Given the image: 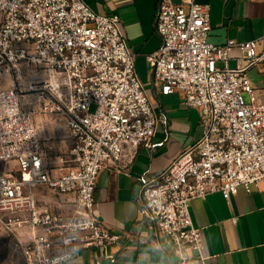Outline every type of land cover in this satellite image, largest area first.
I'll list each match as a JSON object with an SVG mask.
<instances>
[{"label":"built area","instance_id":"1","mask_svg":"<svg viewBox=\"0 0 264 264\" xmlns=\"http://www.w3.org/2000/svg\"><path fill=\"white\" fill-rule=\"evenodd\" d=\"M210 11L197 0H158L161 45L148 56L153 85L179 93L200 116L198 140L158 175L139 177V212L152 233L170 239L177 264H205L192 200L214 193L230 199L240 186L251 192L264 183V101L247 73L264 61V29L254 39L215 44ZM0 13V76L14 79L0 88V162H16V169H0V224L18 254L8 264H65L83 248L119 241L96 215L99 172L108 163L125 170L141 146L163 145L152 139L168 119L137 74L118 13L99 14L84 0H0ZM234 47L242 55L231 67ZM23 63L46 75L38 87L46 95L41 110L65 118L71 146L59 162L47 156L22 104ZM37 187L74 193V219L42 208Z\"/></svg>","mask_w":264,"mask_h":264},{"label":"crops","instance_id":"2","mask_svg":"<svg viewBox=\"0 0 264 264\" xmlns=\"http://www.w3.org/2000/svg\"><path fill=\"white\" fill-rule=\"evenodd\" d=\"M84 1L99 14L120 15L123 32L135 54L137 74L155 111L164 113L168 124H159L152 139L153 142L164 141L163 145L141 146L125 170L108 163L99 172L95 190L96 215L109 230L119 235V241L106 248H83L65 264H177L170 239L152 233L147 226L148 220L139 212L142 188L139 177L144 173L149 177L158 175L198 140L201 135L199 115L195 108L183 102L179 93L162 94L160 86L153 85L148 56L161 45L155 28L158 0ZM197 1L210 4L209 40L215 44H224L229 39L246 41L263 32L264 0ZM1 18L0 13V21ZM241 55L240 48H232L231 67L237 66V58ZM247 73L257 97L264 101V61ZM10 78L8 73L2 74L0 88L13 86ZM35 118L41 128L46 154L47 147L69 148L71 141L64 119L43 111ZM15 164L12 162L10 166ZM0 167L8 169L5 164ZM35 192L44 208L63 215L73 213L77 203L74 193L58 194L45 187H37ZM55 194L57 197L53 198ZM190 212L195 226L201 230L205 264H264V183L252 186L251 192L240 186L230 199L220 193L196 198L191 201ZM5 235L7 233L0 227V264H8L18 257L13 243L10 242V248L4 239ZM112 257L116 259L114 262Z\"/></svg>","mask_w":264,"mask_h":264},{"label":"rangeland","instance_id":"3","mask_svg":"<svg viewBox=\"0 0 264 264\" xmlns=\"http://www.w3.org/2000/svg\"><path fill=\"white\" fill-rule=\"evenodd\" d=\"M17 71H18V80H17V84L20 85L21 88V93H20V98L22 101L23 106L30 110L32 112L33 117L35 118L36 115L40 114L42 112L41 108L43 105V102L45 101V96L41 90H38V87H40L39 81L46 78L45 73L33 66V65H29L26 63L20 64L19 66H17ZM12 78V79H11ZM10 79L13 81L14 84V79L13 77H11ZM245 99L248 100L247 95H245ZM95 110V105L91 106V111ZM197 113L198 110L196 109ZM44 114V113H43ZM199 115V113H198ZM54 116L57 118H62L65 121V118L61 115H55ZM36 119V118H35ZM199 123H200V116H199ZM39 132H40V136L42 137V132H41V128L39 127ZM71 146V144H70ZM70 146L68 149H61V150H55V149H51L48 148L46 149L47 151V156L51 159V160H55V161H60L63 157H66V155L69 153L70 150ZM12 162L15 163L14 160H10V161H6V162H0L1 165H6V168H10V169H16V164L12 167V165L10 166V164H12ZM59 164V163H58ZM5 168V167H0V169ZM57 197V195H53V198ZM78 203H75V208L74 211L78 208L77 207ZM42 208L43 205H41ZM52 211V210H51ZM74 211L71 215H63L66 219H74ZM55 212V211H54ZM56 213V212H55ZM0 227L3 228V230L7 233V235H5L4 239L7 240V244H9L10 246V242L13 243V247L15 245V239L13 238V236L9 233V231L0 224ZM11 243V246H12ZM10 246V248H11ZM3 256V254H2Z\"/></svg>","mask_w":264,"mask_h":264}]
</instances>
